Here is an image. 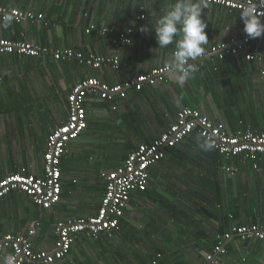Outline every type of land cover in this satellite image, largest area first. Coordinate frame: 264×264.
I'll return each instance as SVG.
<instances>
[{
    "label": "crops",
    "instance_id": "1",
    "mask_svg": "<svg viewBox=\"0 0 264 264\" xmlns=\"http://www.w3.org/2000/svg\"><path fill=\"white\" fill-rule=\"evenodd\" d=\"M172 2L0 0V6L43 15L42 22L0 27V39L119 57L117 70L107 65L95 70L50 55H0V180L18 173L42 175L47 136L66 122L73 86L87 78L110 86L124 84L171 60L175 44L160 49L154 30L142 34L139 28L151 27ZM141 14L144 20L138 19ZM239 14L211 5L203 10L207 52L247 37ZM95 29L109 33L98 37ZM127 29L132 31L131 43L116 50L112 39ZM249 46L263 52L264 36L249 38ZM196 64L199 72L182 85L168 77L141 91L129 89L113 101L87 96V128L68 144L62 158L59 204L41 210L24 194L10 193L0 201V236L25 235L35 227L33 250L51 251L57 221L96 213L104 194L99 174L122 166L139 145L150 144L166 131L183 108L200 111L230 134L263 132L264 65L245 62L242 53L222 61L207 57ZM231 166L225 173L216 167L212 151L198 147L197 137L186 138L149 170L147 188L144 194L132 195L118 233L98 240L79 234L69 254L54 264H205L219 231L264 224V161L256 171ZM8 254L0 253V264H6ZM219 264H264V240L233 239Z\"/></svg>",
    "mask_w": 264,
    "mask_h": 264
},
{
    "label": "built area",
    "instance_id": "2",
    "mask_svg": "<svg viewBox=\"0 0 264 264\" xmlns=\"http://www.w3.org/2000/svg\"><path fill=\"white\" fill-rule=\"evenodd\" d=\"M208 5L221 7L228 11L240 12L246 6L253 5L254 0H207ZM259 9L264 12V0H258ZM4 14L14 16V24L26 22H42L43 15L23 12L16 8L0 6V17ZM144 20L145 15L138 18ZM46 24V23H45ZM96 36L105 37L107 29L93 30ZM90 34V30H86ZM132 31L127 29L112 39V47L118 50L131 43ZM249 38L233 39L227 45H216L196 63L207 57H215L222 61L227 57H238L243 54L245 62H258L264 65V51H251ZM0 55L45 56L66 62L76 60L80 65L100 69L107 65L117 70L119 57L84 55L71 49H47L26 39L10 41L0 39ZM264 75V70L260 71ZM169 77L165 66L152 69L146 74L135 76L124 84L107 85L96 78L82 80L71 88L67 97V120L56 127L46 139L43 154L42 175L40 177L18 173L0 180V201L12 192H19L28 197L32 204L41 210H50L61 200V161L68 144L77 140L87 128V113L84 108L85 98L89 95L98 96L101 100L113 101L122 97L127 90L141 91L144 86H154ZM193 131L198 136L211 137L213 150L228 158H246L253 162V169L264 160V131L254 133L248 129L230 134L222 124L209 120L200 111L183 108L177 112L175 122L161 133L150 144H142L129 153L119 168L113 171H102L99 174L104 183V194L100 205L93 216L87 218H67L55 224L56 239L51 251H34L31 238L35 235V227L25 235L7 233L0 236V253L9 250L6 264H54L65 258L79 234H87L91 239L98 240L101 236L111 237L120 231V220L125 216L131 197L135 193L145 192L149 181V170L165 158L166 150L180 145ZM229 170V169H228ZM227 170V171H228ZM230 171V170H229ZM236 239L250 243L264 240V224H248L235 226L231 230L217 235L213 252L205 256V264H219L220 258L226 253L227 245ZM152 264H156L153 262Z\"/></svg>",
    "mask_w": 264,
    "mask_h": 264
},
{
    "label": "clouds",
    "instance_id": "3",
    "mask_svg": "<svg viewBox=\"0 0 264 264\" xmlns=\"http://www.w3.org/2000/svg\"><path fill=\"white\" fill-rule=\"evenodd\" d=\"M208 7L207 0H173L151 27L141 25L139 28L142 34L154 30L160 49L175 44L172 58L165 64L169 79L177 85L195 78L199 72L196 62L207 54L209 40L205 32L207 23L203 19V10ZM258 9V0H254L253 5L246 6L239 14L244 33L252 39L264 36V12ZM14 19L13 15L4 14L0 17V27H10ZM176 102L179 103V99ZM197 142L202 151L213 150L211 137L198 136Z\"/></svg>",
    "mask_w": 264,
    "mask_h": 264
},
{
    "label": "trees",
    "instance_id": "4",
    "mask_svg": "<svg viewBox=\"0 0 264 264\" xmlns=\"http://www.w3.org/2000/svg\"><path fill=\"white\" fill-rule=\"evenodd\" d=\"M177 115V114H176ZM188 137H198L196 131H193ZM187 137V138H188ZM185 140V139H184ZM179 146V145H178ZM175 149V148H174ZM173 150V149H171ZM212 153L215 154V159H216V167L222 169L225 173H229V170L230 169L229 167H232L231 165H234L236 166L237 169H246V168H250L252 169L253 168V162L248 160V159H244V158H238V157H234V158H228L226 159L225 157L219 155L217 152H215L214 150H212ZM240 160H243L245 163L242 164L240 162ZM239 161V163H238ZM264 160H261V162L258 163L257 165V169H259V167L261 166V164L263 163ZM62 162V161H61ZM228 170V171H227ZM254 171H256L255 169H253ZM141 194H144V193H141ZM123 219V218H122ZM122 219L120 220V223L122 221ZM255 224V223H253ZM258 224V223H256ZM248 225V224H247ZM241 226V225H240ZM225 233V230L222 229V231H219L218 234H223Z\"/></svg>",
    "mask_w": 264,
    "mask_h": 264
}]
</instances>
